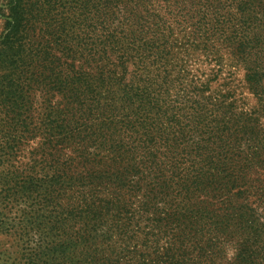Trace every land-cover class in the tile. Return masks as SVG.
Returning <instances> with one entry per match:
<instances>
[{"label":"trees","instance_id":"trees-1","mask_svg":"<svg viewBox=\"0 0 264 264\" xmlns=\"http://www.w3.org/2000/svg\"><path fill=\"white\" fill-rule=\"evenodd\" d=\"M0 18V108L15 147L40 136L5 179L58 202L50 264H264V0H0Z\"/></svg>","mask_w":264,"mask_h":264},{"label":"rangeland","instance_id":"rangeland-1","mask_svg":"<svg viewBox=\"0 0 264 264\" xmlns=\"http://www.w3.org/2000/svg\"><path fill=\"white\" fill-rule=\"evenodd\" d=\"M2 29L3 19L0 18V33ZM232 69L237 70L234 76L237 78L236 83L241 82L244 85V70ZM241 91L248 97L250 104L255 103L253 94L245 88ZM2 111L0 108V184H6L9 190L12 187V191L0 194V264H29V258L34 257L36 253L48 251L51 245L46 243L58 240L52 236L58 232L48 228V223L54 219L53 214L58 212V202L49 199L42 192L35 191L27 196L19 194L17 191L20 185L15 175L12 180L6 182L5 176L8 177L12 172L16 174L22 169V164H31L30 151L37 146L40 136L25 146L15 147L17 142L13 140H21V135L14 131L13 115ZM26 175H23V181ZM37 246L42 249L38 250ZM44 253L36 259V264H50V255ZM229 255H233V251H230Z\"/></svg>","mask_w":264,"mask_h":264}]
</instances>
